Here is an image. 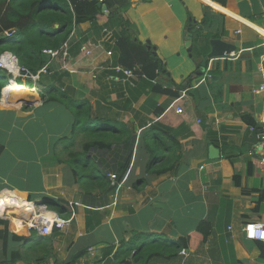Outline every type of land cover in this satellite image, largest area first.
Masks as SVG:
<instances>
[{
    "label": "crops",
    "instance_id": "obj_1",
    "mask_svg": "<svg viewBox=\"0 0 264 264\" xmlns=\"http://www.w3.org/2000/svg\"><path fill=\"white\" fill-rule=\"evenodd\" d=\"M104 1L99 2L107 10L101 8L94 23L74 29L65 65L52 59L39 80L18 77L19 83H31L28 93L2 91L0 199L57 201L66 216L51 210L64 218L75 214V220L66 230L38 239L23 226L17 229L15 217L0 215V264H135L142 242L124 241L136 234L178 240L202 223L210 228L206 244L188 250V256L148 264H264V242L249 240L244 232L246 224L264 222V165L250 131L260 127L264 112V94L255 92L264 83V0ZM121 18L133 31L123 29ZM190 25L197 29L193 57L185 39ZM208 35L236 45L237 51L212 60L187 84L210 51ZM131 44L151 53L164 72L131 85L107 70L128 67L122 55L134 58ZM203 45L206 54L199 49ZM54 90L66 93L68 102ZM71 100H87L95 116L119 120L136 133L123 186L102 197L104 206L91 207L66 162L71 150H81V138L71 144ZM157 123L171 130L180 161L176 171L150 178L144 135ZM140 179L147 183L136 189ZM39 244L45 246L40 250ZM44 252L46 260L38 261Z\"/></svg>",
    "mask_w": 264,
    "mask_h": 264
},
{
    "label": "trees",
    "instance_id": "obj_2",
    "mask_svg": "<svg viewBox=\"0 0 264 264\" xmlns=\"http://www.w3.org/2000/svg\"><path fill=\"white\" fill-rule=\"evenodd\" d=\"M102 3L107 4L104 0ZM100 14L102 9L88 0H0V56L5 52L12 53L22 68L31 74H37L51 60L50 56L43 53L44 50L60 49L77 26L94 23ZM120 21L124 30L133 31V26L128 21H124V18ZM211 37L215 36L208 35L206 41ZM205 46L199 47L204 54ZM131 48L135 49L134 58L129 57V52L122 55L128 67L140 66L142 73L152 80L157 77L158 70L164 72V67L153 59L151 53L142 54L139 52L142 47L136 44H131ZM195 50L196 45L193 51ZM195 55L197 58L198 50L195 51ZM7 77L8 74L0 69V98L2 91L9 84ZM52 92L57 94L60 100L68 102L69 97L66 93L56 90ZM48 95L50 96V90ZM70 104L75 114L74 137L71 144L74 145V142L81 138V150L79 152L71 150L66 162L74 172L79 192L91 202V207L104 206L106 202L101 201L102 197L114 192L116 188L112 185L109 175L115 174L120 182L134 158L136 133L119 120L95 116L92 105L87 100H71ZM144 142L150 156L146 167V174L150 178L176 171L175 167L180 157L176 156L175 148L178 149L179 145L178 143L173 145L175 141L168 127L160 123L152 125L144 135ZM95 156L99 160H96ZM235 181L239 184L238 177ZM146 183L147 180L140 179L135 183V188L141 189ZM97 196L99 201L96 200ZM46 203L59 214L65 213L64 205L61 203L51 200ZM57 232L56 230L55 234ZM209 236V224L202 223L194 234L178 240L167 241L156 234H136L130 241H124V244L142 242L133 260L135 264H148L155 260H176L183 250L187 252L190 249L198 250L206 244ZM43 246L45 245L39 244V249L41 250ZM46 258L47 254L44 252L38 261L42 262ZM261 259L264 262V246L261 247Z\"/></svg>",
    "mask_w": 264,
    "mask_h": 264
},
{
    "label": "built area",
    "instance_id": "obj_3",
    "mask_svg": "<svg viewBox=\"0 0 264 264\" xmlns=\"http://www.w3.org/2000/svg\"><path fill=\"white\" fill-rule=\"evenodd\" d=\"M102 1L103 0H101V2ZM6 35L10 36L9 33H6ZM68 46L69 45L67 41L60 47V49H48L44 50L43 53L47 56H50L51 60L57 58L62 59L65 65L66 60L69 57ZM87 53L88 55L90 54V52ZM108 55L112 56L113 53L110 52L108 53ZM64 67L67 68V65ZM0 69L5 70L9 75H11L15 79L24 76L33 80H39L40 74L47 73L48 71V68L46 66L37 74H31L26 69L22 68L19 64V60L17 59V57L9 52H5L0 56ZM107 70L113 72L115 75H120L131 85H135V82L139 78L146 77V75L142 73L140 66L128 68L123 67L121 65H116L111 68L108 67ZM93 77L95 78L96 76L94 75ZM255 92L264 94V83L260 85L255 90ZM177 113H183V109L181 107H178ZM250 131L255 134L258 140V145L260 149V161L264 165V112L262 120L260 122V127L258 129L255 127H251ZM109 178L112 181V185H114L116 189L122 187L125 181H123L122 179L120 182H118V177L113 173L109 175ZM15 197L21 201L20 205H2L0 206V215L3 217H15L13 219L16 220V222H20L21 226L25 227L29 231L36 233V235H38L41 239L52 237L56 230L59 232L66 230L72 225L75 220V214L69 218H64L56 212L52 211L44 203L27 201L18 196ZM244 232L246 234L247 239L264 242V222L248 223L244 227ZM181 255L188 256L189 253L186 250H183L181 252Z\"/></svg>",
    "mask_w": 264,
    "mask_h": 264
},
{
    "label": "water",
    "instance_id": "obj_4",
    "mask_svg": "<svg viewBox=\"0 0 264 264\" xmlns=\"http://www.w3.org/2000/svg\"><path fill=\"white\" fill-rule=\"evenodd\" d=\"M93 4H96L98 7L102 8L103 10H107V7L105 5H102L99 1L101 0H89ZM197 32L196 28H193L192 25L187 29L185 33V39H186V46L189 49V52L192 54L193 49V39L192 36ZM210 51L207 54V56L203 59L202 62H198L197 66L201 67V71L196 75V77H192L187 84H190L192 80L197 79L198 77H201L204 73V70H206L208 63L215 59H221L225 56H230L233 52L237 51V46L233 44L226 43L220 39H211L209 41ZM197 61L196 59H194ZM185 86V85H184Z\"/></svg>",
    "mask_w": 264,
    "mask_h": 264
},
{
    "label": "bare ground",
    "instance_id": "obj_5",
    "mask_svg": "<svg viewBox=\"0 0 264 264\" xmlns=\"http://www.w3.org/2000/svg\"><path fill=\"white\" fill-rule=\"evenodd\" d=\"M9 83H10V85H9V87L7 89L8 90L10 89V91H12L14 93L23 94V93H28V91H29V86L27 84H25V83H19L15 78L9 79ZM20 202L21 201L19 199H17L13 195L12 196H5V197H2V199L0 200V206H2V205H6V206H15L16 205L17 206V205H20ZM16 228L17 229H20L21 228L20 222H17L16 223Z\"/></svg>",
    "mask_w": 264,
    "mask_h": 264
},
{
    "label": "clouds",
    "instance_id": "obj_6",
    "mask_svg": "<svg viewBox=\"0 0 264 264\" xmlns=\"http://www.w3.org/2000/svg\"><path fill=\"white\" fill-rule=\"evenodd\" d=\"M4 72H6L5 70H3ZM7 73V72H6ZM8 74V73H7ZM9 77L13 78L11 75L8 74ZM17 80V79H16ZM10 85V83L8 84V86L6 88H8ZM6 89H4L3 91H5ZM47 205V204H46ZM48 206V205H47ZM49 207V206H48ZM50 208V207H49Z\"/></svg>",
    "mask_w": 264,
    "mask_h": 264
},
{
    "label": "rangeland",
    "instance_id": "obj_7",
    "mask_svg": "<svg viewBox=\"0 0 264 264\" xmlns=\"http://www.w3.org/2000/svg\"><path fill=\"white\" fill-rule=\"evenodd\" d=\"M1 79V78H0ZM9 79H11V77H7V82H9ZM28 86H32L31 83H27ZM23 102V101H21ZM80 147V146H79Z\"/></svg>",
    "mask_w": 264,
    "mask_h": 264
}]
</instances>
